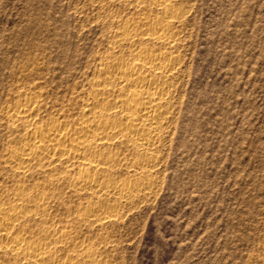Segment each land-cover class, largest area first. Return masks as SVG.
<instances>
[{"label": "rangeland", "instance_id": "rangeland-1", "mask_svg": "<svg viewBox=\"0 0 264 264\" xmlns=\"http://www.w3.org/2000/svg\"><path fill=\"white\" fill-rule=\"evenodd\" d=\"M186 3V71L157 186L103 229L84 232L103 244L106 264H261L264 258V0ZM102 4L0 0V184L12 177L1 165L11 139L8 105L36 82L51 108L67 103L106 50L110 20L138 14L128 3ZM78 202L69 198L67 205ZM58 214L77 217L64 209Z\"/></svg>", "mask_w": 264, "mask_h": 264}, {"label": "bare ground", "instance_id": "bare-ground-1", "mask_svg": "<svg viewBox=\"0 0 264 264\" xmlns=\"http://www.w3.org/2000/svg\"><path fill=\"white\" fill-rule=\"evenodd\" d=\"M100 1L138 14L110 20L82 90L52 109L36 82L4 112L11 139L1 165L12 177L0 184V264H106L103 244L84 232L103 229L157 186L190 9L186 0ZM69 198L79 200L74 208ZM62 209L77 217H60Z\"/></svg>", "mask_w": 264, "mask_h": 264}]
</instances>
